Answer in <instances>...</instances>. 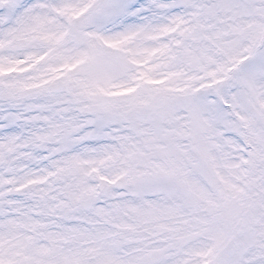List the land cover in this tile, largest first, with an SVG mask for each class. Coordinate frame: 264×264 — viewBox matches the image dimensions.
Here are the masks:
<instances>
[{
    "label": "snow or ice",
    "instance_id": "snow-or-ice-1",
    "mask_svg": "<svg viewBox=\"0 0 264 264\" xmlns=\"http://www.w3.org/2000/svg\"><path fill=\"white\" fill-rule=\"evenodd\" d=\"M0 264H264V0H0Z\"/></svg>",
    "mask_w": 264,
    "mask_h": 264
}]
</instances>
